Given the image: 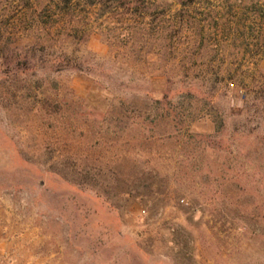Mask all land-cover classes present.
Instances as JSON below:
<instances>
[{
    "label": "rangeland",
    "instance_id": "374dc122",
    "mask_svg": "<svg viewBox=\"0 0 264 264\" xmlns=\"http://www.w3.org/2000/svg\"><path fill=\"white\" fill-rule=\"evenodd\" d=\"M0 264H264V0H0Z\"/></svg>",
    "mask_w": 264,
    "mask_h": 264
}]
</instances>
